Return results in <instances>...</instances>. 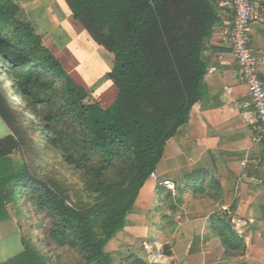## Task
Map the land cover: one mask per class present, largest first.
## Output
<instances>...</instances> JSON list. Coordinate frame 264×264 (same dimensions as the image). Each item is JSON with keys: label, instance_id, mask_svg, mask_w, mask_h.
Segmentation results:
<instances>
[{"label": "trees", "instance_id": "1", "mask_svg": "<svg viewBox=\"0 0 264 264\" xmlns=\"http://www.w3.org/2000/svg\"><path fill=\"white\" fill-rule=\"evenodd\" d=\"M65 2L90 36L114 53L110 76L119 94L108 108L87 102L88 91L42 45L30 24L22 29L33 52L23 60L0 40V60L10 62L13 91L28 102L36 117L41 111L34 90L42 75L60 82L65 111L47 116L40 130L79 173L87 198L80 202L71 197V202L26 170L9 172L4 161L20 141L8 134L0 139V220L10 217L7 204L31 202L50 220L48 238L79 255L76 264H114L106 245L126 228L128 215L155 174L167 141L188 123L194 105L202 99L207 72L203 52L220 17L215 0ZM18 13V5L0 0V20L15 19ZM11 106L0 87V116L9 126ZM230 227L218 217L212 231L227 250H245V242ZM22 242L24 251L0 264H63L41 253L31 237L24 235Z\"/></svg>", "mask_w": 264, "mask_h": 264}, {"label": "crops", "instance_id": "2", "mask_svg": "<svg viewBox=\"0 0 264 264\" xmlns=\"http://www.w3.org/2000/svg\"><path fill=\"white\" fill-rule=\"evenodd\" d=\"M10 1L38 33H59L65 27L70 32L74 27L84 29L65 0ZM215 6L220 21L203 52L207 72L202 99L194 105L188 123L167 141L155 174L146 181L128 215L126 228L106 245L113 262L122 254L138 256L137 243L164 236L174 264H197L207 257L211 261L210 247L219 239L211 231L212 216L221 212L247 221L248 259H264V146L252 130L255 112L248 85L238 79V62L221 33L233 17V8L226 0H215ZM39 23L46 32H41ZM253 28L252 47L263 58L259 68L264 77V11ZM154 209L157 213L150 216ZM182 214L186 216L183 222L179 220ZM168 215L172 223L167 222ZM9 216L0 220V263L24 251L22 230ZM169 224L182 230L176 235L157 230ZM16 242L22 250L11 256V244Z\"/></svg>", "mask_w": 264, "mask_h": 264}, {"label": "rangeland", "instance_id": "3", "mask_svg": "<svg viewBox=\"0 0 264 264\" xmlns=\"http://www.w3.org/2000/svg\"><path fill=\"white\" fill-rule=\"evenodd\" d=\"M26 17V14L18 13L15 19L0 20V40L6 43L7 48L10 45L13 51H17L21 56L20 60H23L22 57L33 52L31 42L24 36L26 31L22 29L23 25L26 24L33 26L32 22ZM40 23L42 24V22ZM40 23L38 27L40 26L41 32H44L45 29H42ZM66 24L67 22H65V26ZM46 26H50L48 20ZM74 28H71L73 33L66 27L60 30L59 33H47L46 31V33H38L33 26L34 32L41 38L42 45L55 54L70 73L75 83L88 91L89 95L86 101L90 103L97 102L102 107L108 108L119 94L118 87L110 76L115 63L114 53L96 42L85 28ZM2 55L3 52L0 50V57ZM31 64L34 65L35 62ZM9 65L10 62L7 58L0 60V87L4 89L9 101L12 103L10 109L11 126L0 116V139L8 134H14L20 144L7 158V162L4 161V166L8 168L9 172L16 170L28 171L34 178L41 180L43 184H47L51 191L62 193L69 201H71V197L80 202L84 199L87 200L83 190L84 183L79 173L64 160L62 154L55 147L47 143L46 137L40 130L41 126L46 123L47 116L61 115L65 111V104L59 96L60 82H55L51 76L42 75L40 85L34 90L36 99H38L37 107L41 111L39 116L36 117L28 109V102L23 101L13 91L14 82L9 79L11 77ZM169 143L168 146L170 147ZM6 207L8 213H11L18 221V226L22 230V237L24 235L31 237L37 249L51 261H60L63 264L77 263L79 255L75 251L60 248L48 238L50 220L31 202L19 201L16 204L9 203ZM154 213H157L156 209L150 211L149 215L151 216ZM218 217L225 219V224L230 225L231 230L234 231L238 238L245 242L246 249L229 251L223 246L221 238L218 236L219 239L210 247L209 252L212 253V260L209 261L210 258L207 257L197 264H264V259L261 261H250L248 259V247L245 240V232L248 231L245 228L243 234L236 232L232 222L233 216L226 215L224 212L213 215L211 229L213 222ZM170 218H172V215H168V223H172ZM185 219L186 216L182 214V218L179 220L183 222ZM157 230L162 231L164 234L174 232L173 234L176 235L175 232L179 233L182 229L169 224L166 225L165 229L158 228ZM157 230L156 232H158ZM204 237L203 235V239ZM156 240L164 244L165 254L168 256L169 248L168 245H165L166 236ZM136 245V250L141 256L122 254L113 263L156 264L146 255L143 242H139ZM22 246L24 248L23 242ZM20 247L18 242L15 245L11 244L10 250L13 251L11 256L19 253L22 250ZM255 253H257V250H255ZM140 257L141 260H138ZM262 257L264 258V256ZM2 258L0 254V260ZM170 263L174 264L171 259Z\"/></svg>", "mask_w": 264, "mask_h": 264}, {"label": "built area", "instance_id": "4", "mask_svg": "<svg viewBox=\"0 0 264 264\" xmlns=\"http://www.w3.org/2000/svg\"><path fill=\"white\" fill-rule=\"evenodd\" d=\"M226 1L234 12L231 21L221 29L222 37L229 43L238 62V79L248 85L255 112L252 130L256 139L264 146V77L259 68L263 58L252 47L253 26L264 11V0ZM163 184L171 187L170 181H165ZM232 222L236 232L243 234L247 221L243 218L233 217ZM143 246L146 255L153 263L171 264L170 258L165 254L163 243L152 240L144 242Z\"/></svg>", "mask_w": 264, "mask_h": 264}]
</instances>
